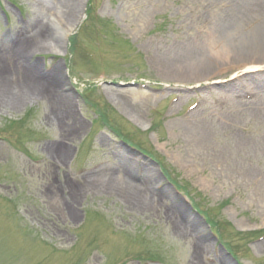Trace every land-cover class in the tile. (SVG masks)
Segmentation results:
<instances>
[{
    "label": "rangeland",
    "instance_id": "1",
    "mask_svg": "<svg viewBox=\"0 0 264 264\" xmlns=\"http://www.w3.org/2000/svg\"><path fill=\"white\" fill-rule=\"evenodd\" d=\"M39 1L0 0V54L7 56L24 31L34 34L42 19L49 31L39 48L16 63L32 68V78L60 72L54 89L71 99L72 119L57 115L45 98L24 97L13 105L8 93L0 100V264H145L147 258L233 264L182 197L166 185L154 191L162 182L158 168L219 226L239 264H264V237L248 244L247 252L250 236L238 233L264 230V73L251 90L255 96L245 100L237 98L244 93L240 86L225 83L239 65L235 60L204 76L185 74L181 60L190 46L226 39L227 33L236 38V31L245 36L254 24L222 23L230 19L224 0H79V15L67 26L72 31L60 43L50 35L59 11ZM91 6L96 17L85 19ZM220 14L224 31L214 33ZM132 90L144 95L132 100ZM132 139L158 164L130 149ZM50 146L69 151L54 153ZM102 161L107 167L78 173ZM149 168L154 176L145 177ZM104 170L113 172L104 176L125 175L136 184L140 173L148 193L158 196L155 209L144 212L109 186L83 185V177ZM132 258L139 263H128Z\"/></svg>",
    "mask_w": 264,
    "mask_h": 264
},
{
    "label": "bare ground",
    "instance_id": "2",
    "mask_svg": "<svg viewBox=\"0 0 264 264\" xmlns=\"http://www.w3.org/2000/svg\"><path fill=\"white\" fill-rule=\"evenodd\" d=\"M224 1H226V3L221 4V6L223 5L224 8H226L225 13L223 14H228L230 19H222V23H228V21L231 20L234 22L233 24L236 23L237 27L241 23H245L248 26L254 24V28L252 29L253 32L251 31L250 33H246L247 35L245 34V36H240V34L236 31V38H231L227 33L226 39L222 38L223 40H217L214 38L215 40L211 41V44H207L205 42L199 45V48L190 46L189 52L181 56L182 67L185 74H191V72H193L196 76H204L206 74H211L214 70H219L227 65H231L229 62L234 60L239 64L236 67L246 66L244 69V73H246L247 71L252 70V68H249L248 65L256 62L253 59H257V61L259 59L261 63H264V32L262 30L264 29V0ZM229 1L230 3H228ZM79 3V0H40L38 2V6L45 4V7L48 5L58 9L59 19L54 21L56 23L54 24L50 35L52 38L59 40L60 43H63V38L66 33L71 31L73 25L68 28V24H70V22H72V20L79 15L77 13ZM227 4L229 5L227 6ZM221 14L217 19V25L219 28L213 30L214 33L224 31L225 25H221L220 23ZM226 16L227 15H224L223 17ZM256 20H260V22L256 23ZM59 22L63 23L62 26H60L61 24H58ZM57 24L60 27L59 32L54 31ZM33 29L32 32L34 31V34L29 35L28 32L24 31L25 34L19 35L18 38H15V40L10 44L11 47L6 49L5 53L7 56H2V54H0V100L7 98L5 95L8 93L9 102L13 105L22 103L24 97L34 96L40 99L45 98L47 99L46 101L52 102L53 105H56L54 112L56 114L58 113L57 115L65 116L67 117L66 120H70L72 119L71 99L60 93H56L54 89L56 84L61 81L60 72L54 73L50 78L47 77L48 79L41 77L32 78L30 74L32 68L23 69L20 66V63H18L19 66L16 63V61H20L23 56H32V51L39 48V38L41 35L49 31L46 29V26L42 24V19L34 23ZM257 29L258 31H256ZM26 35H28V37H26ZM191 43L193 44V40L190 44ZM2 62L5 64L3 65ZM226 62H228V64H226ZM27 64L31 65V63ZM33 64L34 63H32V65ZM2 65L6 68L4 69ZM250 79L251 80H247V89H249L252 85L250 81L255 83L252 77H250ZM6 81H8V83ZM238 84H240V82L236 81V85ZM129 94H132L131 99L144 95V93L133 90L131 93L129 92ZM47 150L54 153H60L62 155L69 151V149L62 146H50ZM129 156L131 155L129 154ZM130 160L132 163L134 162V158L131 157ZM145 171V177L152 174V170L150 168ZM103 173L112 174L113 172L111 173L108 170H104L96 173L95 175L85 176L82 178L83 185L86 187H94L97 185L109 186L113 191H117L128 203H133V206L141 208L144 212L155 209L156 198H158V196L148 193L145 184H141L144 177H142L141 181L136 184L128 181L126 182L125 175H121L118 179H115L112 175L104 176ZM71 189L74 190V186H71ZM166 215L167 214L164 216ZM194 224L198 223L194 222ZM173 230L175 233L184 237L185 233L179 230L177 225L173 226ZM203 240L206 245L209 246L211 244L209 239L206 237H203Z\"/></svg>",
    "mask_w": 264,
    "mask_h": 264
}]
</instances>
